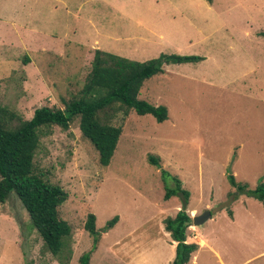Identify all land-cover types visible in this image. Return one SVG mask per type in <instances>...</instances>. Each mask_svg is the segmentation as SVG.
I'll return each mask as SVG.
<instances>
[{"label": "rangeland", "instance_id": "1", "mask_svg": "<svg viewBox=\"0 0 264 264\" xmlns=\"http://www.w3.org/2000/svg\"><path fill=\"white\" fill-rule=\"evenodd\" d=\"M263 29L264 0H0V108L22 119L40 106L63 108L61 99L82 87L95 49L136 61L204 57L162 64L145 80L139 97L165 105L168 117L157 122L130 111L107 166L77 120L40 138L36 171L68 193L59 206L72 231L68 264L93 247L83 226L89 212L97 229L118 216L90 264H165L173 243L161 222L183 202L180 193L165 197L174 177L188 191L191 217L232 200L188 226V235L196 227L207 243L189 264H264V204L237 194L227 177L248 189L264 181ZM26 263L59 264L12 192L0 202V264Z\"/></svg>", "mask_w": 264, "mask_h": 264}, {"label": "trees", "instance_id": "2", "mask_svg": "<svg viewBox=\"0 0 264 264\" xmlns=\"http://www.w3.org/2000/svg\"><path fill=\"white\" fill-rule=\"evenodd\" d=\"M259 34L264 36V29ZM203 58L172 53L136 61L95 49L82 87L76 95L61 99L63 108L40 106L34 109L28 119L0 108V202L6 201L12 192L16 194L31 225L59 264H68L72 253L69 246L71 227L59 214V206L68 198V193L62 186L48 182L42 173L36 171L34 155L40 138L48 134L53 125L67 129L77 120L81 135L97 152L99 164L107 166L130 111L134 110L139 115L151 114L157 122L168 117L165 105H155L139 97L145 80L161 73L162 64L199 61ZM113 118L118 123H113ZM159 160L156 155H147V161L158 168ZM161 172L163 175L165 170ZM227 177L237 194L244 193L264 204L263 180L253 189H248L246 184L238 183L232 173ZM174 180L175 186L165 190V197L180 193L183 202L173 216H166L162 222L165 231L176 242L174 256L169 264H188L198 244L187 241L188 226L192 224V217L186 210L188 191L182 188L180 179L174 177ZM95 220V215L89 212L83 224L84 229L93 236L92 249L101 234L117 222L118 216L107 220L100 229L96 228ZM92 249L78 257V264H90Z\"/></svg>", "mask_w": 264, "mask_h": 264}, {"label": "crops", "instance_id": "3", "mask_svg": "<svg viewBox=\"0 0 264 264\" xmlns=\"http://www.w3.org/2000/svg\"><path fill=\"white\" fill-rule=\"evenodd\" d=\"M161 226H162V228H163V232H164V238H165V240H166V241L170 240V241H172L173 244L175 243V245H176V242L173 241V240L170 238L169 233L165 231L164 226H163V222H161ZM195 226H196V225H195ZM187 241H193V242H196V243L198 244V249H199V247H201L202 245H204V244L206 245V244H207V243L205 242V240H203V239H201V238L198 237V234L196 233V227H194V230L192 231L191 235H187ZM201 241H202V242H201ZM173 244L171 245V253H169V255L166 256L165 259H164L165 264H169V262L172 260V258H173V256H174V248H175V246H173ZM208 246H209V248H210L211 250H213V252L216 253V250H215L212 246H210V245H208ZM198 249H197V250H198ZM197 250H196V251H197ZM196 251H195V252H196ZM195 252H194V254H193L192 258H191V259H193V260H194V258L196 257ZM191 259H190V260H191ZM144 261H146V259H145ZM162 261H163V260H162ZM164 262H163V263H164ZM189 262H190V261H189ZM189 262H188V264H189ZM145 264H148V262H146ZM153 264H155V261H153ZM159 264H161V262H160Z\"/></svg>", "mask_w": 264, "mask_h": 264}, {"label": "water", "instance_id": "4", "mask_svg": "<svg viewBox=\"0 0 264 264\" xmlns=\"http://www.w3.org/2000/svg\"><path fill=\"white\" fill-rule=\"evenodd\" d=\"M233 199V198H231ZM232 200H228L226 202L220 203L218 206L212 208V209H206L199 215H194L192 217V224L198 226L202 224L204 221H206L208 218H210L213 214L220 211L221 209L229 206Z\"/></svg>", "mask_w": 264, "mask_h": 264}]
</instances>
